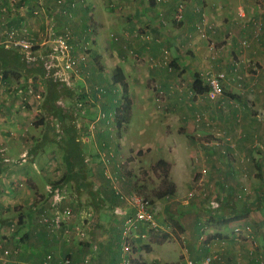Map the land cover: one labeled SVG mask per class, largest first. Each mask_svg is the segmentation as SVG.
<instances>
[{
  "label": "crops",
  "instance_id": "obj_1",
  "mask_svg": "<svg viewBox=\"0 0 264 264\" xmlns=\"http://www.w3.org/2000/svg\"><path fill=\"white\" fill-rule=\"evenodd\" d=\"M39 1L0 0V31L9 27H27L31 38L36 40L35 47H39L32 48L29 53L2 42L4 47L1 46L0 51L4 62L8 58L12 59V62L6 63L12 72L4 80V85L6 88L20 87L23 92L27 91L29 85L46 90V79L41 75L32 73L25 76L17 73L18 70H25L21 54L26 51L32 62L37 61L31 66L32 71L39 70V64H44L56 70L54 75L59 77L60 82L68 83L71 91L86 92L88 97L84 102L79 101L80 104L63 99L54 112V108L50 110L48 104L42 107L43 100L39 103L30 96L29 112L36 117L33 134L36 133L37 138L33 137L29 150L23 152L26 147L19 149L20 155L22 152L29 153L30 158L21 161L20 157L13 159L0 152V264L39 262L47 252L54 255L51 264H65L64 261L68 259L70 264L134 263L137 250L135 255L128 256V261L122 250L125 221L134 214L129 204L130 195L125 192L134 190L137 184L145 183L144 178L148 180L147 173L150 170L146 157L150 154V148L147 153V149L137 146L135 141L131 143L125 139L127 136L122 132L120 141L115 138L114 143L112 130L114 124L117 126L114 111L122 98L121 95L118 99L113 91L110 93L111 87L120 86L112 79L117 67L125 75L132 107L140 97H143L144 102L139 105L141 108L144 106L146 111L154 97L158 102L162 101V109L157 110L159 112L155 119L159 120V125L166 127V130L161 129L160 147L167 155L161 159L170 164L168 179L176 186L174 195L170 197L176 205L181 198L182 184H185L182 176L191 175V168L195 171L192 181L225 183L236 178L242 170L243 159L248 156L250 171L255 169L254 173L260 175L259 172L264 169V152L253 141L254 138H260L264 145V36L254 38L253 24L243 30L236 16L241 21V17H238L241 11H245L248 16L256 13V1L260 3L262 0H185V16L181 27L174 24L173 14L180 0H64L61 4L57 0H44L47 10ZM227 5H232L231 10L226 9L221 14L219 7ZM198 8L208 11L205 13V31L201 33L196 31L201 20L203 22ZM214 23L221 25L219 31L209 29ZM51 24L60 33L72 30L79 44L77 51L82 50L84 40L94 36V61L81 63L76 71L69 72L70 77L66 76L67 72L55 68L53 60L61 53L54 42H46L47 38H44ZM223 29L233 33V38L224 49L219 48L214 52L212 45L226 39L227 34L222 32ZM112 34H119L121 38L114 40ZM146 35L150 36L149 39ZM242 37L252 40L249 48L241 47ZM52 45L55 50L49 48ZM165 54H169V61L165 60ZM40 57L45 60L41 58L40 61ZM254 62H258L260 67L256 78L251 77L255 73L254 68L250 67ZM211 70H225L231 78L241 76L247 90L243 92L239 81L231 79L218 101L210 100L205 92L196 94L192 89L195 76L199 74L204 82ZM0 73L2 75L1 70ZM0 98L4 101V105L0 102V134L3 133L1 128L6 126V134L11 135L14 141L10 146L6 144L8 136L0 138V149L6 147L7 152H12L19 148L17 142L22 141V131L29 129L23 122H16V119L19 121L22 116L26 120L28 112L6 94ZM89 102L94 103L88 105ZM3 109L15 116L12 121L16 123L9 122L6 125L2 121L7 119L1 117ZM102 113L105 114L104 118H101ZM97 114L94 125L86 122ZM197 115L207 121V126L213 124L223 131L219 133L228 135L222 141L229 150L228 160L217 154L207 156V159L198 158L205 156L201 150L198 151L199 145L208 155L205 148L213 149L222 144L211 140L212 135L219 134L218 131L204 127L205 133L200 134V130H196L198 127H193V117ZM71 117L82 145V163H73L72 158H67L65 150L61 148V140L57 138L71 125ZM41 119L44 123H41ZM128 124L122 130H127ZM87 126L88 130H93V127L96 129L90 136L84 134ZM207 137L211 141H206ZM230 139H234L236 144H230ZM51 140L58 142L52 150L46 148ZM183 146L184 150L189 149L188 156L198 159L195 164L191 163L190 169L189 164L180 159ZM106 147L109 151L104 150ZM239 158L241 161H238ZM46 168L53 173L55 180L42 181L39 173H43ZM52 186L62 190L60 205L72 209L71 217L61 222L57 230L41 222L43 213L51 217ZM161 202L162 199H159L156 207L152 204L153 208L157 209ZM11 210L16 217L10 218L8 213ZM192 223V220L187 219L182 224L189 236L192 234L189 232L194 230L191 228ZM12 224H15L14 229ZM143 230L141 228L130 234L133 241L142 238ZM221 240L224 239L211 240L205 250L215 252L218 249L215 246ZM189 242L195 246L193 241ZM117 243H120L119 249ZM5 248L10 250V255H4ZM220 248L225 249L220 254H225L224 260L228 264L257 263L256 251L252 255V250H236L235 246ZM183 249H180L181 255L186 253Z\"/></svg>",
  "mask_w": 264,
  "mask_h": 264
},
{
  "label": "rangeland",
  "instance_id": "obj_2",
  "mask_svg": "<svg viewBox=\"0 0 264 264\" xmlns=\"http://www.w3.org/2000/svg\"><path fill=\"white\" fill-rule=\"evenodd\" d=\"M40 1L44 2V0H40ZM90 2L92 1L90 0ZM43 4L44 5H42V7H45L44 10H47L45 6V2ZM223 4L221 3V5ZM258 4H260L259 1L258 2L256 1V5ZM231 7L232 5L219 7L220 9L219 12L221 14H224L226 12V9L227 11H230ZM207 12L208 11L202 10V13L204 14L205 13L207 14ZM39 13L40 12H38L37 14ZM238 17H241V16L239 15ZM210 18H211V14H210ZM236 19L238 20L239 24H241L242 29L245 30L243 25L245 22H247L248 17H246L244 20L241 17L242 20L239 21V19L236 16ZM174 22H175L174 23L175 25L179 24L177 26L181 27L180 25L182 23L178 21H174ZM220 26L221 25L219 23L218 24L214 23L215 29H210V30L219 31ZM192 31L193 29L190 30V32ZM196 31L198 33H201V31H199L198 29ZM222 32H226L225 34H227V36L224 41L215 43V45L217 46V49L225 48L226 45L223 48H222V45L227 43V37L230 34L227 29H223ZM46 34L47 33H45L44 38H46L47 36ZM116 36L118 37L117 34H112V39L116 40L115 39ZM151 38L153 37L151 36ZM93 41H94V36L93 37L89 36L88 40H84L87 48L86 49L81 48L85 52L83 53L82 50L77 51V55H79V53H83L87 55V63H89L90 61L92 62L94 61L93 55H92L94 54L93 52L95 50ZM34 42H35L34 44H36V40H34ZM251 42L252 40H250V46H251ZM35 46L36 45H34L33 48H39ZM44 46H47V45H44ZM14 48H17V47H14ZM49 48H52V50H55L54 45L50 46ZM59 53L61 52L59 51ZM165 55L168 56V61H169L170 59L169 54H165ZM49 61L51 62L52 59H50ZM53 61H55L54 63L56 64L55 68H58L61 70L60 66L58 65L61 60L59 61V59L56 57ZM252 66L253 65H251L250 67ZM65 74L66 76L70 77L69 72ZM254 74L255 76L253 78H256V75H257L256 71ZM0 78H1V73H0ZM242 85H244V83ZM244 88L245 89H243V92L247 90V86L244 85ZM110 89H111L110 93H112L113 91L114 95L117 96L118 99L121 98L122 89L120 86H116V87L113 86V88L111 87ZM42 92H44V89L43 87H40V86L36 87L35 90L33 89L32 91H29V92L28 91L23 92V90L20 87L6 88L4 83L0 85V97L2 96V94L4 96L6 94V96L9 97L10 99L17 101V103L20 104V108L24 106L25 107L24 109H27L26 111L28 112V115L26 117V120L24 117L20 116L19 121L17 118L16 122H21V123L23 122L25 125H27V127H29L28 130L24 129V131H22V133L24 132V134L21 137L22 141L17 142L19 144V148H15V150H13L12 152L11 151L7 152V148L3 147L0 149V152L2 153V155L4 154L10 155V157L13 159L14 158L18 159V157H20L19 159L21 161H27L30 158L29 154L27 158L22 157V155L24 154L23 152L29 150L30 146L32 145L33 137L37 138L36 133L33 134V126H34V122L36 121V117L35 115L32 114V112H29L30 111L29 106H31L29 103V99L31 96L37 102L40 103L43 100ZM0 102H2V104L4 105V101H2L1 98H0ZM143 102H144L143 97H140V99H138V101L134 103V106L132 107L133 111H131V118H130L127 130H119L115 124H114V130H112V133H113L112 138L114 139V141H115V138H117L118 141H120V138L122 137L121 135V132H122L124 136H127L125 139H129L131 143L132 141H135L137 146H142V148L147 149V153H148V148H150V154L149 156L147 155L146 157L149 161L148 170H150V173H147V176H149L148 180L144 178L145 183L139 184V185L137 184L134 190L130 189L126 191L125 193L130 196L137 194L142 197H146L147 199L151 201L152 204H154L155 207L157 204H159L157 203L159 202V199H162L160 206H157V209H155L156 210V222L158 224L157 227L155 229H150L148 227L144 228L143 233H145V237L139 238L140 240L137 239V241L135 240L133 241V243L136 246V250H137L136 251L137 254L134 259L133 264H186V261L188 258H192L194 260L196 258L198 259V261H201L207 255L213 254V253L218 255V257L215 260L216 264H225L226 262L224 260L225 254H220V252L225 250V249L220 248L222 246L223 247L235 246L236 250L240 249L241 251H243L244 249L252 250V255L256 251L257 260L260 258H264V207L262 206L263 205L262 203L260 204L257 202L254 204V205L261 206V207L256 208L254 211H252L253 213L252 217H249L251 215L250 214L248 216L249 218L247 219L235 221V222L228 223V224L220 223V221L214 217L213 210L208 207V204L212 198L218 199L221 201L220 204L222 203L223 205L221 206L222 208L221 212H223V214H228L232 207L235 208L236 206L239 208L242 205L246 204V202L255 201L256 199H258V196H263L261 199V202H264V175L262 174V176H258V174L254 173L255 169L250 171V167H248V163H249L248 156H246L243 159L244 161L242 162L243 163L242 168H241L242 170L241 172L239 171V174L236 176V178L233 179L232 181H228L225 183L215 182L213 184L204 185L202 184V182H199V180L192 181V176L195 173V171L193 168H191L193 171L191 175L182 176V178H184L185 180L184 181L185 184H182L183 189L180 192L181 198L177 202L178 205H176L174 201H171L172 197L170 196L161 198L159 195V192H162L168 185V183L167 185L165 183L166 181V178L164 177L165 169L163 168L162 165H158L159 160H161L162 157H165V155H167L166 152H162L161 147H160V145L162 146V143L160 141L162 130H166V127L163 124L159 125V120L155 119L156 113H158L162 109V104H161L162 101L158 102L154 97V100L150 101L148 111H146V108L144 106L141 108V106L139 105ZM93 103L94 102H89L88 105L89 104L93 105ZM2 112L3 113H1V117L7 118L5 120H2L4 121V123H6V125L9 122L16 123L12 121L13 119H15V116H11V114L5 109H3ZM54 112H56V110H54ZM97 116L98 114L94 116L93 118L88 119L86 122H89V123L91 122V125H94V120L97 119ZM104 117L101 114V118H104ZM193 121L195 123L193 124V127L194 125H196L198 127L196 130H200L199 131L200 134L205 133L204 127L210 128V130L218 131V133L223 132L218 127H217L218 129L215 128L213 124L211 126H207V121L202 120L201 116L200 118H198V115L197 117L194 116ZM89 123H84V124L86 125ZM81 126H83V123H81ZM5 128H8V127L4 126L1 128V130H3L2 131L3 133L0 134V138H6L8 136L9 139L7 140L6 144H10L11 146L14 143V141L10 138L11 135L9 136L8 134H6L7 132L4 130ZM14 129L18 130L15 127ZM14 129L11 128L10 130H14ZM92 129L93 130H88V126H87V130H84L85 136H90L89 135L90 133L96 131L95 127H93ZM227 136L228 135H223L222 133H219L216 135H212L211 140L215 139L216 141H219L222 144V141ZM57 138L59 140L62 139L61 136ZM208 139L209 137L206 138V141H211ZM114 143H116V141ZM231 143L236 144L234 139L232 140L230 139V144ZM255 143L256 145L258 144L257 146L258 148L264 147L263 141H261L260 138H254L253 144L255 145ZM55 145L57 146L58 142L51 140L50 142L46 144V148L52 150ZM225 145L226 143L218 147L216 145V147H214L213 149L205 148L207 150L206 152L208 153V155L205 154L204 152L205 150H203V147L199 145L198 151L201 150L203 155L205 156H203V158L198 156V158L207 159L208 158L207 156L212 157V155L217 154L219 155V157L223 158L224 160H228L230 156H228L229 151L228 149H225L226 148ZM21 147H26V149L20 155L19 149ZM61 148L65 150L62 146ZM104 150L109 151V148L106 147ZM182 150H184V146L182 147ZM213 150H215L214 153H213ZM50 152H47V153H50ZM188 152H189V149L181 151L180 153H181L182 158L180 159L182 162L189 164L188 169H190V165H192L193 163L195 164V161H197L198 159L196 157L188 156ZM235 156H238V155H235ZM125 158H128V157L126 156ZM42 161L44 160L42 159ZM238 161H241V159L239 158ZM38 169H41V167H39ZM43 173H46L47 176H45V174ZM43 173H39V176L43 182L55 180L53 173H50L48 168L43 170ZM198 173L196 172V174ZM243 178H245V180H243ZM167 180L170 181L169 179ZM186 186H188L187 189H185ZM192 191H194V194L190 195ZM8 215L10 216V218L16 217V214L14 213L13 210H11L8 213ZM5 218H8V217L6 216ZM187 219L193 221L191 228L194 230H192V232H189V234L192 233L190 236L186 234V230H184V227L182 225L184 222L187 221ZM14 226L15 224H12V228ZM235 226H240V227L250 226L251 234L253 236L252 235L248 236L249 234L248 231H242L241 235L237 237L238 238L237 239L233 234L234 233L233 230ZM195 229H197V231ZM59 231L60 230H58L57 232ZM215 238H220L224 240L218 241L220 243H218V245L215 246L216 248H218L216 249L215 252L206 251L205 248L208 247V244L211 243V240ZM190 240L193 241L195 245L194 247L190 244L189 242ZM117 241H120V240H117ZM120 243L119 244L117 243L118 249L120 248ZM181 248L182 249L185 248L186 251L184 249L183 250L187 254L185 253V255H181L180 254ZM134 252L133 254L135 255Z\"/></svg>",
  "mask_w": 264,
  "mask_h": 264
},
{
  "label": "built area",
  "instance_id": "obj_3",
  "mask_svg": "<svg viewBox=\"0 0 264 264\" xmlns=\"http://www.w3.org/2000/svg\"><path fill=\"white\" fill-rule=\"evenodd\" d=\"M60 4L64 2V0H57ZM39 4L42 6L43 2L39 1ZM186 8V1L180 0L175 8H174V20L181 22L184 19V12ZM257 12L252 15H247L245 11L240 12V16L243 18V20L248 17L247 22L244 23V28H249L252 24L254 25L253 29V35L254 38L258 37L261 38V36H264V0L260 2L259 5H257L256 8ZM198 11L201 13L203 17V22L201 20V24H199L198 29L199 31L203 32L204 29V21H205V14L202 13V11L198 8ZM47 36H46V42H54L57 45V48L59 51H61V55H59L57 58L59 59V66L61 68L62 72H74L78 69V67L81 65V63L87 62V55L83 54L85 51L82 50L83 53H79L77 55V47L79 44L77 43L75 39V35L71 30H66L63 33H60L57 28L51 24L48 26ZM209 29H215L214 25L212 24ZM230 34L227 37V43L232 40L233 34L229 32ZM192 35V32L191 34ZM150 36L146 35V38L149 39ZM116 40H118V37H115ZM250 38L244 37L240 40L241 47L243 49H246L250 46ZM0 42L8 43V45L18 47L21 49L26 50L27 52H31L32 48L34 46V40L31 38V34L27 27H11L6 30L0 31ZM226 43V44H227ZM223 44L222 48L226 45ZM82 48L86 49L85 42L81 45ZM212 49L214 52L217 51V46L215 44L212 45ZM221 49V48H220ZM165 60L168 61V56L165 55ZM56 65V64H55ZM253 65L252 67L256 71V74H258L260 67L257 63H251ZM255 74H253L251 77L253 78ZM231 79L239 81L240 88L245 89L242 81L241 76L232 77L228 72L225 70H211L208 72L205 76L204 82L208 86V90L205 92L207 97L210 100L217 101L220 99V97L225 92V86L228 81ZM3 83L0 82V85ZM33 89H29V91H32ZM99 90V88H98ZM101 91V90H99ZM101 94L100 92H98ZM40 97V95H39ZM115 115V113H114ZM102 116L104 117L105 114L102 113ZM201 115H198V118H200ZM29 153H24L22 155L23 158H27ZM111 176V175H110ZM112 177V176H111ZM50 192L52 193V210H51V217L48 213H43L41 215V222L43 224H46L51 229L57 230V226L61 222H65L69 217L72 215V209L70 207L63 208L60 205L61 200L63 199L62 190L59 187H50ZM194 193L191 192L190 195H193ZM129 204L134 209V214L129 216L125 221V240L122 245L123 252L126 256V260L128 261V256L133 254V252L136 249L135 244L133 243V238L130 234H132L134 231H138L141 228H150L155 229L157 227L156 222V211L153 208V205L149 199L146 197H142L140 195L134 194L129 197ZM208 207L213 210L214 215L217 213V211L221 208V204L218 200L213 199L211 202H209ZM234 236L237 238L241 235L242 231H248V236L251 234V228L250 226L246 227H240L235 226L234 228ZM66 233H69L68 230H66ZM253 236V235H252ZM142 237H145V233L142 234ZM238 239V238H237ZM10 250L6 249L4 252V255L8 256L10 255ZM218 257L216 254H209L207 255L203 260H201L200 263L188 259L186 261V264H215V260ZM54 260V255L52 253H45L44 258L42 262L33 263L30 262L28 264H51V262ZM65 264H70V260H65ZM256 264H264V258H260L257 260Z\"/></svg>",
  "mask_w": 264,
  "mask_h": 264
},
{
  "label": "trees",
  "instance_id": "obj_4",
  "mask_svg": "<svg viewBox=\"0 0 264 264\" xmlns=\"http://www.w3.org/2000/svg\"><path fill=\"white\" fill-rule=\"evenodd\" d=\"M183 21H184V19H183ZM183 21H181V22H183ZM9 28H11V27H9ZM117 35H118V39H120L121 38L120 35L119 34H117ZM3 45L4 44L0 43V48ZM18 49H21V48L17 47L16 50H18ZM23 52L21 54V57L23 60V65H24L23 69H25V70H24V72L22 70H18L17 73L19 75L23 74L25 76L31 75L32 73L33 74L37 73L46 79L45 80L46 90L44 89V92H42L43 93L42 94V96H43L42 107L45 104H48V106H50V108H49L50 110H52V108H54L53 110H56L59 107V105H61V101L63 99H67V100L69 99V101L71 103L74 100L75 102H77V104H80L79 101H83V102L86 101L88 94H86V92L82 93L81 91H76V90L71 91L70 90L71 88L69 87L68 83H66L65 81L64 82L66 84H64L63 82H60L58 80L59 77L54 75L56 70H52L44 64H39V66H40L39 70L32 71L31 66H33L35 63H37V61L32 62V59H30L28 57V55H26V51H23ZM2 57L3 56H1V51H0V70L2 71L0 82L4 83L5 82L4 80L9 77L8 74L10 72H12L11 70L8 69V66H7L8 62H12V59L8 58L6 60V63H7L6 64L4 62V58H2ZM41 58L43 60H45L43 57H40V61H42ZM17 60H19V59H17ZM258 66H259V63H258ZM112 79L115 83L120 84L121 89H122L121 101L119 102V105L117 106V108L114 111L117 127L119 130H122L123 126L125 124H128L130 121L131 109H132V100L129 96L128 85H127V82L125 81V75L121 71V68L117 67L114 70V72L112 74ZM26 89H27V91L29 89L35 90L36 86L29 85L28 88H26ZM192 89L196 94H202L208 90V86L205 84V82H203V80L199 74H197L195 76V80L193 82ZM41 121H40L41 123H44L43 119H41ZM71 121H72V117L70 120L71 125L69 127H66L65 128L66 130L63 128L64 133H60V136L62 138V139H60L61 140L60 144L64 147L65 155L67 158H72L73 163L74 162L82 163L83 162L82 161L83 156H82V151L80 150L82 145H81V142L78 140L77 130H75ZM227 148L228 147H226L225 149H227ZM260 149L263 151L264 147H261ZM4 158L6 159L7 157H4ZM158 165H162L163 168L165 169V173H164V177L166 178L165 183H166V185L168 183L167 187L162 192H159V195L161 198L166 197V196H173L175 193V190H176V186L172 182L167 180L168 174H169L170 164L166 160L161 159V160H159ZM79 168H80V170H83V168H81V167H79ZM259 174H260L259 176H262V174L264 175V169L262 171H260ZM202 184H204V183L202 182ZM204 185H207V184H204ZM192 192L194 193V191H192ZM262 197L263 196H258V199H256L255 201L246 202V204L242 205L239 208L236 206H235V208L232 207L228 214H223V212H221L222 208H220L217 211V213L214 215V217L216 219H218L220 221V223H222V224H228V223H232L235 221L245 219L246 217H248L252 213V211H254L256 208L261 207L258 205H254L255 203H257V202L260 204L262 203L263 204L262 206L264 207V202H261ZM213 199H215V198H212L210 200V202ZM215 200H218V199H215ZM218 201L221 202L220 200H218ZM221 206H223L222 203H221ZM14 228H15V226L13 227V229ZM6 249H8V248H5L4 252ZM47 253H51V252H47ZM43 258H44V256H43ZM43 258L39 261V263L42 262ZM188 259H192V258H188ZM192 260H194V259H192ZM194 261H196L198 263L201 262V261H198V259L196 260V258ZM32 262L38 263L35 261H32Z\"/></svg>",
  "mask_w": 264,
  "mask_h": 264
}]
</instances>
